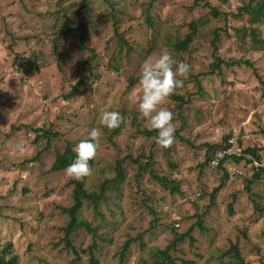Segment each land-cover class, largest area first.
Masks as SVG:
<instances>
[{
	"label": "rangeland",
	"instance_id": "1",
	"mask_svg": "<svg viewBox=\"0 0 264 264\" xmlns=\"http://www.w3.org/2000/svg\"><path fill=\"white\" fill-rule=\"evenodd\" d=\"M249 2L0 0V254L11 242L7 257L18 256V264H88L95 243L101 264H153L175 234L188 233L169 252L175 264H224L233 246L247 263H264V176L248 188L254 162L205 164V146L231 135L242 153L257 149L264 166V24L251 25L240 11ZM213 7L224 14L220 20ZM200 20L187 51H177ZM80 26L88 30L84 39ZM164 48L191 66L173 95L186 103L171 96L166 105L176 129L167 149L155 142L156 132L144 135L150 130L132 102L141 94L143 62ZM217 57L225 64L208 75ZM103 111L119 112L123 123L102 128L85 188L99 192L116 179L118 161L124 177L108 186L97 210L85 203L80 218L98 236L82 228L70 237L78 258L65 247L70 217L63 212L74 204L76 180L51 168L101 127ZM149 162L167 187L140 169ZM129 238L139 240L121 262Z\"/></svg>",
	"mask_w": 264,
	"mask_h": 264
},
{
	"label": "trees",
	"instance_id": "2",
	"mask_svg": "<svg viewBox=\"0 0 264 264\" xmlns=\"http://www.w3.org/2000/svg\"><path fill=\"white\" fill-rule=\"evenodd\" d=\"M240 11L248 14V16L250 18V24L251 25L257 24V23H263L264 24V0H250V2L248 4H246L245 6H243L240 9ZM211 14L217 20H220V18L224 16V14L218 8H215V7L211 8ZM148 18H151V17L148 16ZM149 23L152 24L151 20H149ZM201 26H202L201 20L191 23L190 24L191 32L186 36V38L184 40L179 41L175 44V49L177 51H187V49L189 48V46L192 43V37L200 32ZM79 29H81V31H82L81 37L84 39L85 36L87 35L88 30H87L86 26L85 27L80 26ZM64 33H65L64 35L67 36L69 31H65ZM214 33H215L214 34L215 37H214L213 42L216 43V41H218L220 35H219L218 31L214 32ZM215 51H217L216 46H215ZM216 59H217L216 61H218V62L213 64L212 70L208 75H215V73L217 71H220L222 69L221 66L223 64H225V62L222 59H220L218 57ZM15 64H18V60L15 61ZM20 65L22 66L23 64H20ZM219 73H221V72H219ZM197 80H198V78H197ZM200 93H202L201 88H200ZM72 95H73V93H72ZM173 97H175V100L179 101L181 105L186 103L184 98L179 96V95H175ZM39 131H42V130H39ZM153 133H155V131H153V132L145 131L144 135H146L147 137H151L153 135ZM43 136L46 138H49L51 136L53 137V133H52V131L45 130V131H43ZM232 138H233V136L231 137V135H227V136H225V138L223 139V141L220 144H213V145L207 144L205 146L207 148L205 164H210V166H211V161H213L215 159L214 157H215V155H217L218 152L225 151L228 148H230V146H231L230 142H231ZM179 139L184 140L180 136H179ZM236 145H237V142H236ZM237 147L239 149H241L238 145H237ZM73 149H74L73 146H68L63 154L58 155L56 157V160L53 163L52 168H51V170L53 172H63L73 162V160L75 159V156H76V153L73 151ZM242 154L244 156L241 158L234 157L232 160L223 159V161L220 163L219 167L222 168V166L225 165V163L226 164L227 163H233V164H235V166H237L238 164H240L244 160L251 163L252 160H249L247 156L253 157V160L255 159L256 161L260 162V165H261V158L258 155L257 149H247ZM151 162H149L146 166L141 165L140 169L144 170V171H149L153 178H155L156 180L161 182L165 187H167L169 184L167 178L158 176L155 173V171L152 169V167L149 168V166L151 165ZM90 164L92 167L95 165L94 161H91ZM115 170L117 173L116 179L106 180V182L102 183L100 186L99 192H89L85 188V182H83V183L79 182V181L73 182V184L75 186L74 190H73L74 204L70 208H64L63 209V212L70 217V221H69L67 227L64 229V233H65L64 242H65L66 249L76 253L78 258L80 255H79L78 251L76 250V248L74 247L73 242L70 240V237L77 230L82 229V228L86 229L90 233H93L94 237L98 236V234H97L98 229L96 227H93L90 223H88L87 220L81 219L80 214L85 207V203L92 204L93 207L95 208V210H97L99 208V203L101 201H103L104 199H108L109 196H107L105 194L108 191V186L111 184H114L116 182H121L123 180L124 174H123L122 162H120V161L117 162ZM254 171L255 172H254L252 178L248 180V188H250L256 182H258L262 179V177L264 176V166L255 167ZM171 188L173 189L174 192L178 191V188L175 186V182L171 183ZM248 190H250V189H248ZM229 209H230V213H233V204L229 205ZM186 235H188V233ZM186 235L175 234L174 241L170 244V246H168V248L165 251L159 252L158 262H154L153 264H166V260L168 261V264H175V260L172 259L169 252H170V250H173L178 243L184 241L186 238ZM138 240L139 239L129 238L125 242V244H123V247H122V250L120 253L121 262H123L126 259V255L129 253L131 245L134 242H137ZM12 246H13V244L10 242L6 246L5 250L3 251V254H0V264H18V256L12 255L10 258L7 257V255L10 253L9 251L12 248ZM95 248H96L95 243L92 246H90V248H89V252H90L91 256H90V261L88 264H101L100 261L98 259H96L94 254H93V251L95 250ZM83 252H84V250H83ZM229 254L232 256L231 260H228L226 262L223 261L224 264H249L244 260V258L242 257V254H241V252L237 246H233L231 248V250L229 251ZM74 264H75V262H74ZM183 264H195V263L184 262ZM262 264H264V263H262Z\"/></svg>",
	"mask_w": 264,
	"mask_h": 264
},
{
	"label": "clouds",
	"instance_id": "3",
	"mask_svg": "<svg viewBox=\"0 0 264 264\" xmlns=\"http://www.w3.org/2000/svg\"><path fill=\"white\" fill-rule=\"evenodd\" d=\"M191 66L173 58L168 48L162 49L156 57H148L142 64L139 75L141 94L133 98L138 112L147 122L150 131H155V142L164 149L175 143L174 114L166 106L170 97L184 87V81L189 78ZM123 123V117L116 111H103L100 115L101 127H94L89 138L78 143L73 151L76 153L73 162L65 169L68 177L86 182L93 175L90 164L95 161L101 147L102 128L115 130ZM19 147V151H23Z\"/></svg>",
	"mask_w": 264,
	"mask_h": 264
},
{
	"label": "built area",
	"instance_id": "4",
	"mask_svg": "<svg viewBox=\"0 0 264 264\" xmlns=\"http://www.w3.org/2000/svg\"><path fill=\"white\" fill-rule=\"evenodd\" d=\"M230 143H231L230 148H228L225 151L218 152L217 155H215V157H214L215 159L213 161H211V167L213 169L218 168L220 166V163L223 161V159L232 160L234 157L241 158L244 156L241 152V149H239L237 147L236 140H235V143H233V142H230ZM249 160H252V162H254L255 167L260 166V163L258 161H256L255 159L253 160L252 158H250ZM176 226L179 227L178 224Z\"/></svg>",
	"mask_w": 264,
	"mask_h": 264
}]
</instances>
